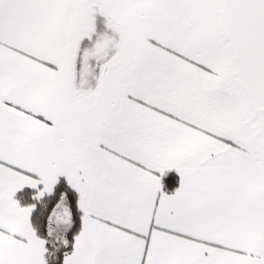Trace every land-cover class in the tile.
Masks as SVG:
<instances>
[{"label":"snow or ice","instance_id":"1","mask_svg":"<svg viewBox=\"0 0 264 264\" xmlns=\"http://www.w3.org/2000/svg\"><path fill=\"white\" fill-rule=\"evenodd\" d=\"M0 264H264V0H0Z\"/></svg>","mask_w":264,"mask_h":264}]
</instances>
